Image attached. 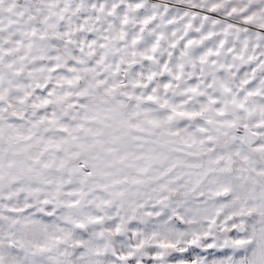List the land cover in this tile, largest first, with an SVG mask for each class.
Masks as SVG:
<instances>
[{
    "label": "snow or ice",
    "instance_id": "obj_1",
    "mask_svg": "<svg viewBox=\"0 0 264 264\" xmlns=\"http://www.w3.org/2000/svg\"><path fill=\"white\" fill-rule=\"evenodd\" d=\"M0 264H264V0H0Z\"/></svg>",
    "mask_w": 264,
    "mask_h": 264
}]
</instances>
